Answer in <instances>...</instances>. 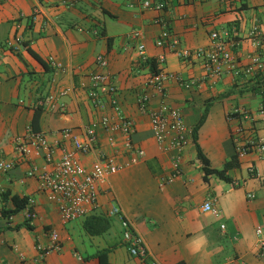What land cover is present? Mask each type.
Masks as SVG:
<instances>
[{"label": "crops", "instance_id": "obj_1", "mask_svg": "<svg viewBox=\"0 0 264 264\" xmlns=\"http://www.w3.org/2000/svg\"><path fill=\"white\" fill-rule=\"evenodd\" d=\"M164 22L180 39L181 47L209 46L212 31H226L242 63L256 55L264 60V0H168L162 11L144 9L142 0H0V45L20 38L18 48L5 45L0 60V156L15 161L13 169L0 170V264H99L100 251L108 252L112 264H147L130 254L120 218L108 215L114 202L145 237L159 264H223L234 258L246 264H264L259 244L264 240V163L258 153H250L239 167L229 170L231 181L214 173L205 177L192 136L183 152V175L160 187L161 177L172 172V163L170 153L158 148L150 115L138 108V96L152 75L138 46L145 43L147 59L165 53L162 69L197 81L184 87L176 78L168 79L165 98L151 89V107L157 109L166 101L183 111L193 129L210 103L198 130V142L213 168H222L236 154L232 131L244 121L229 118V111L244 106L255 112L264 105V91L258 85L264 84V77L262 83L258 77L230 73L207 77L202 59L186 61L156 44ZM135 31H141L143 38H132ZM100 53L109 59L107 71L117 86L122 114L135 123L132 140L146 151V157L133 161L122 139L117 147H110L108 133L99 128L103 148L117 151L118 161L127 164L111 176L108 190L101 194V206L93 213L107 215L110 228L92 235L85 227L87 217H83L92 240L81 251L71 232L73 220L63 219L41 190L40 181L27 176L31 163L42 165L44 159L34 153L27 158L19 156L17 145L32 125L38 103L50 93L72 88L57 96L63 111L44 107L41 114L39 130L53 144L70 145L62 140L63 128L82 134L90 122L113 113L106 96L103 109L95 107L90 96L91 74L97 69L95 58ZM256 130L264 133L263 119L256 123ZM81 158L90 165L93 155ZM251 163L262 175L249 173ZM7 191L11 194L5 201ZM249 192L255 193V198L249 199ZM13 194L34 200L32 210L37 217L29 222L32 227L26 225L25 210L9 220L2 216L4 204L14 206ZM208 200L219 215L203 210ZM258 227L263 228L261 234ZM53 229L63 247L38 260L37 245H49Z\"/></svg>", "mask_w": 264, "mask_h": 264}, {"label": "built area", "instance_id": "obj_2", "mask_svg": "<svg viewBox=\"0 0 264 264\" xmlns=\"http://www.w3.org/2000/svg\"><path fill=\"white\" fill-rule=\"evenodd\" d=\"M167 5L168 0H142L144 9L162 11L165 10ZM164 24L165 28L157 37L156 44L159 47H168L186 61L194 58L202 59L207 77H220L225 73H230L234 77H258L259 82L262 83L264 60L256 55L251 58L249 63H242L232 48L226 31H212L209 46L181 47L180 39L170 31L165 22ZM131 37L136 40L142 39L143 33L135 31L131 33ZM19 42L20 38L18 37L13 41L8 40L0 45V60L3 58L5 45L18 48ZM145 48V43L140 42L139 52L148 60L145 55ZM156 59L160 65L165 62L166 54H158ZM53 63L58 68H62L55 61ZM95 65L97 69L91 74V100L95 107L103 109L106 106V101L102 98L106 96L108 105L113 111L112 114L105 113L100 118L93 120L86 125L82 134L75 133L71 127L63 128L60 132L62 140L70 142V145L60 142L51 143L45 132L35 130L32 125H29L26 133L18 138L17 152L19 156L27 158L34 153L44 159L42 165L31 163L27 176L35 177L40 181L41 190L56 205L58 212L66 221L87 217L96 212L101 206V194L108 190L107 184L111 176L127 164L118 161L117 151L111 153L103 148L99 132L100 127L108 133L107 142L110 147H117L119 140L122 139V145L126 153L132 156L133 161L143 160L146 157V151L137 146L132 140L135 131L133 119L122 114L117 97V86L113 75L107 71L108 57L102 53L98 54L95 58ZM170 78H176L184 87H191L197 82L195 79H187L182 74L169 73L161 68L158 73L148 78L137 99L139 110L150 115L153 135L159 150L170 153L172 172L161 177L159 182L161 188L183 175V152L193 136V129L187 124L181 109L170 105L166 101H163L157 109L151 107V89H155L165 98L167 95L166 82ZM258 85L264 91V84ZM71 90L72 88H66L58 94L50 93L38 104L54 111H63L65 107L63 105L59 106L56 101L57 96L65 95ZM228 117H238L241 121H244L232 131L238 159L242 160L250 153L256 152L264 163V133L261 134L256 130V123L259 122V119L264 120V105H261L255 112L247 107L237 106L229 111ZM245 122L249 123V126H246ZM87 155H93L90 165H87L81 158V156ZM14 166V160H8L0 156V170L7 172L13 169ZM248 171L255 176L262 175L255 163L249 164ZM247 197L253 199L255 193L249 192ZM29 201V206L24 209L26 218L34 219L37 217V213L32 210L34 200L30 198ZM202 208L204 211H211L219 215V210L211 200L206 201ZM108 214L120 218L123 225V238L128 244L131 255L147 261V264H159L152 256L145 237L138 231L133 221L124 215L122 208L117 203L112 204ZM222 227L225 226L222 225ZM257 232L261 234L263 228L258 227ZM50 237L51 242L49 245H37L38 260L44 259L51 251L62 249V240L56 229L51 231ZM259 244L260 254H262L264 253V240H260ZM79 258L82 260V257L79 256ZM223 264L246 263L241 259L234 258Z\"/></svg>", "mask_w": 264, "mask_h": 264}, {"label": "trees", "instance_id": "obj_3", "mask_svg": "<svg viewBox=\"0 0 264 264\" xmlns=\"http://www.w3.org/2000/svg\"><path fill=\"white\" fill-rule=\"evenodd\" d=\"M111 44H112V39L109 38V45H111ZM32 53L35 54V56L37 58H39L38 55L34 51H32ZM147 63L150 66L152 75L158 73L161 70L159 62L157 61L156 57L149 58L147 60ZM263 83H264V81H263ZM209 106H210V103L207 102V104L205 105V110H204L201 118L199 119V121L197 122L195 127L193 128V137H194V142H195L196 149H197V155L203 164V170L205 171V174H206L205 177H207L208 174L214 173V174H217L222 179H225L227 181H231L232 178L228 172L230 169H233V168L240 166L241 160L238 159V156L236 154H234L230 159H228L225 162V164L222 168H213L211 166L210 160L208 159L206 154L203 152V149L198 142V130L207 118ZM43 109H44V107H42L40 105H38L35 109V116H34V119L32 121V127L35 130H39L40 117H41V114L43 112ZM10 194L11 193H9L8 191L6 193H4L3 199L5 201H7ZM10 198L13 201L14 206L12 208H9V207H7V205L4 204L2 209H1L2 216L6 217L8 220L13 215H15V214L19 213L20 211L26 209L29 206V202H30L29 201L30 200L29 195L13 194ZM31 220H32L31 218H27V220H26V225L28 227H32V225H30V223H29ZM85 227H86L87 231L92 235L102 234L110 228L109 217L105 214L89 215L86 218ZM99 264H112L111 261L109 260L107 251H100L99 252ZM179 264H183V263H179Z\"/></svg>", "mask_w": 264, "mask_h": 264}, {"label": "rangeland", "instance_id": "obj_4", "mask_svg": "<svg viewBox=\"0 0 264 264\" xmlns=\"http://www.w3.org/2000/svg\"><path fill=\"white\" fill-rule=\"evenodd\" d=\"M71 224L75 225V229L71 231L73 238L75 239V242L80 248V250L83 251L84 250L83 247L87 246L88 243H90V241L92 240V237L90 234H87L84 229L83 217L73 220ZM99 237L100 236H96V239H100Z\"/></svg>", "mask_w": 264, "mask_h": 264}]
</instances>
